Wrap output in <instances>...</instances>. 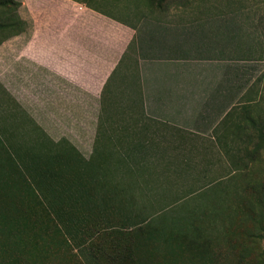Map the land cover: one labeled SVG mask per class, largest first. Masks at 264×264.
<instances>
[{"label": "rangeland", "instance_id": "obj_1", "mask_svg": "<svg viewBox=\"0 0 264 264\" xmlns=\"http://www.w3.org/2000/svg\"><path fill=\"white\" fill-rule=\"evenodd\" d=\"M85 1L140 38L164 25L181 131L153 135L170 123L166 99L125 115L141 79H107L95 116L35 115L50 93L1 79L19 17L18 0H0V264H111L140 229L135 264H264V0ZM193 230L209 241L194 256L181 245Z\"/></svg>", "mask_w": 264, "mask_h": 264}, {"label": "crops", "instance_id": "obj_2", "mask_svg": "<svg viewBox=\"0 0 264 264\" xmlns=\"http://www.w3.org/2000/svg\"><path fill=\"white\" fill-rule=\"evenodd\" d=\"M118 16L85 0H18L20 27L17 35L2 42L1 79H33L44 83L35 84V92L57 95L49 94L39 107L47 111L35 115L95 116L103 110L97 101L107 79H141L124 91L132 98L125 115L157 111L170 98L169 79L181 81V59L171 58L169 38L161 34L164 25L160 34L140 38ZM178 96L167 102L170 123L155 125L153 135L171 126L181 131V93ZM113 99L109 96L108 108H115Z\"/></svg>", "mask_w": 264, "mask_h": 264}, {"label": "trees", "instance_id": "obj_3", "mask_svg": "<svg viewBox=\"0 0 264 264\" xmlns=\"http://www.w3.org/2000/svg\"><path fill=\"white\" fill-rule=\"evenodd\" d=\"M20 27V25H19ZM19 31V30H18ZM156 232L157 229H154ZM193 230L191 234L183 233L181 234V245L184 250L194 256L199 252L203 251L208 244V239L202 235L201 232H196ZM150 235V231H142L141 229L135 233L134 231L127 233V240L124 245L115 247L112 254L105 255L111 264H135V244L134 240H142L146 236ZM203 257V256H202Z\"/></svg>", "mask_w": 264, "mask_h": 264}]
</instances>
